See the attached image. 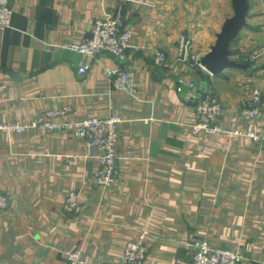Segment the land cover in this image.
I'll use <instances>...</instances> for the list:
<instances>
[{"label": "crops", "instance_id": "1", "mask_svg": "<svg viewBox=\"0 0 264 264\" xmlns=\"http://www.w3.org/2000/svg\"><path fill=\"white\" fill-rule=\"evenodd\" d=\"M11 26L0 29V122H26L45 109L70 106L66 119L117 114L116 165L110 187L92 172L99 151L66 131L28 128L0 131V264H67L65 252L80 248L97 264H122L126 243L148 229L142 264H189L191 244L239 247L240 264H264V140L191 129L200 80L212 84L223 105L226 129H264V42L249 22L230 43L231 58L256 53L249 69L193 71L176 57L180 35L192 38L201 57L210 50L231 0H10ZM120 11L131 46L123 65L135 92L113 88L108 53L95 58L67 47L90 36L94 20ZM157 52L166 60L158 64ZM89 68L79 73L78 67ZM246 63V62H244ZM194 80L182 86L177 79ZM260 88V113L240 107ZM76 156L77 164L65 158ZM75 190L81 211L63 209Z\"/></svg>", "mask_w": 264, "mask_h": 264}, {"label": "built area", "instance_id": "2", "mask_svg": "<svg viewBox=\"0 0 264 264\" xmlns=\"http://www.w3.org/2000/svg\"><path fill=\"white\" fill-rule=\"evenodd\" d=\"M10 0H0V29L11 26L12 9ZM131 31L123 24L122 14L116 11L114 14L106 15L94 20L90 28V36L80 42L68 44L67 47L75 50L84 56L95 58L100 53H108L116 63L105 68V75L113 88L123 92H135L139 87V82L134 76V72L123 65L127 50L131 46ZM176 57L186 63L193 71L206 70L200 56L193 48L191 37L182 34L176 44ZM256 53L239 54L238 58L246 63H253L256 60ZM166 60L162 52H157L155 61L158 64ZM89 64L83 63L78 67V72L88 70ZM177 90L181 91L186 85L189 89H194V80H186L183 77L177 79ZM5 88L0 83V96ZM262 103V93L260 88L253 86L249 96L243 100L240 107V115L253 120L259 113ZM71 110L70 106L45 109L26 122L5 121L0 122V131L23 132L28 128H38L47 132L66 131L72 136L81 137L88 145L98 149V164L92 172L94 181L104 187H110L116 180L118 169L116 165V144L118 140V126L122 118L117 114L106 116H86L82 119H66L64 116ZM195 121L191 126L194 132L203 135H218L223 132L228 134H238L249 136L253 141L264 140V129L256 131H243L238 128L226 129L222 125L223 105L210 83H204L203 89L196 97L194 106ZM68 164H77L76 156L65 158ZM8 205V197L0 191V212ZM63 209L69 214L79 213L81 203L78 193L70 190L66 193ZM148 234L147 228L138 230L135 237L130 239L122 252V264H142L146 253L147 245L145 238ZM191 259L189 264H240L243 253L239 247H227L213 245L207 240L195 241L191 244ZM67 264H97L93 261L82 258L80 248L65 252Z\"/></svg>", "mask_w": 264, "mask_h": 264}, {"label": "water", "instance_id": "3", "mask_svg": "<svg viewBox=\"0 0 264 264\" xmlns=\"http://www.w3.org/2000/svg\"><path fill=\"white\" fill-rule=\"evenodd\" d=\"M233 14L227 17L219 32L216 33L215 41L210 50L200 57L203 67L211 74H216L225 68L249 69L247 63L231 58L230 43L246 25V16L249 8L248 0H231ZM204 80H200L197 94L204 86Z\"/></svg>", "mask_w": 264, "mask_h": 264}, {"label": "rangeland", "instance_id": "4", "mask_svg": "<svg viewBox=\"0 0 264 264\" xmlns=\"http://www.w3.org/2000/svg\"><path fill=\"white\" fill-rule=\"evenodd\" d=\"M249 22L254 26H259L257 37L258 41L264 42V0H248Z\"/></svg>", "mask_w": 264, "mask_h": 264}, {"label": "trees", "instance_id": "5", "mask_svg": "<svg viewBox=\"0 0 264 264\" xmlns=\"http://www.w3.org/2000/svg\"><path fill=\"white\" fill-rule=\"evenodd\" d=\"M238 60H239V61H241V62H244V61H243V60H241L240 58H238Z\"/></svg>", "mask_w": 264, "mask_h": 264}]
</instances>
